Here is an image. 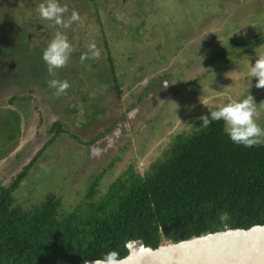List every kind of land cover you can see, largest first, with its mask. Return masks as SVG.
I'll return each instance as SVG.
<instances>
[{"label": "rangeland", "instance_id": "374dc122", "mask_svg": "<svg viewBox=\"0 0 264 264\" xmlns=\"http://www.w3.org/2000/svg\"><path fill=\"white\" fill-rule=\"evenodd\" d=\"M106 1L107 6L89 0H60L67 4L68 14L73 9L80 13V31L92 35L95 42H103V32L107 36L119 32H114L115 28L110 32L108 25L99 26L95 10L103 23L109 15L124 21L125 33L109 44L118 83L124 87L120 98L111 90L100 98L103 90L99 92L97 87L90 96L99 104L87 102L82 95V111L76 113L75 125L63 119L64 111L56 109L62 100L49 95L37 94L28 105L0 102V150L8 144V135L16 137L20 129L25 130L18 138L15 151L19 154L0 158V184L13 180L43 150L15 191L17 202L39 204L55 193L65 207H74L97 176L102 174L100 188L105 190L104 185L123 178L130 168L143 173L178 132L198 129L201 115L229 99L252 95L254 119L264 128V87L255 86V77H247L249 63L264 54V42L246 40L264 30V0ZM40 2L0 0V45L6 50L13 48L17 28H33L25 26L23 17L37 10ZM10 16L19 24L9 26L6 21ZM36 27L39 25L33 33ZM146 61L153 64L144 65ZM99 65L103 68L104 61ZM143 66H148L147 75L141 74ZM2 74L0 68V77ZM153 74L158 79L166 76L168 84L163 86L157 79L149 85L148 76ZM17 82L13 78L14 89L20 88ZM58 119L63 124L54 128L63 130L60 132L52 128ZM110 120L115 125L108 132L105 128L102 137L98 138L105 133L103 129L88 136L89 140L81 136L90 127L109 125ZM29 123L32 126H26Z\"/></svg>", "mask_w": 264, "mask_h": 264}, {"label": "trees", "instance_id": "16d2710c", "mask_svg": "<svg viewBox=\"0 0 264 264\" xmlns=\"http://www.w3.org/2000/svg\"><path fill=\"white\" fill-rule=\"evenodd\" d=\"M89 1L94 5L107 2ZM95 15L99 26L108 25L110 32L114 28V32H119L109 36L103 32L106 36H100L104 37L101 43L80 31V23L73 22L69 28L60 29L67 35L73 51L68 62L53 75L48 73L42 60V51L58 26L40 19L37 10L24 16L25 26L29 24L33 28H17L12 49L6 50L0 45V68L3 69L0 102L28 105L37 94L49 95L62 100L56 109L64 111L63 119H70L75 125L76 113L82 111L79 106L83 96L87 102L99 104L90 96L96 87L99 92L103 90L100 98L109 90L120 98L124 87L118 83L109 44L113 38L122 37L125 24L113 15L103 23L98 10ZM11 16L6 23L19 24L18 19H12L15 15ZM36 25L39 27L33 33ZM246 40L264 42V30L248 35ZM89 42H95L100 56L82 63L79 57L88 51ZM102 61L103 68L99 65ZM147 67H142L141 74ZM150 76L149 85L158 79L154 74ZM13 78L18 81L19 89L11 84ZM52 78L68 80L70 86L64 94L57 96L54 89L48 87L47 81ZM164 81H168L166 76L158 79L161 85ZM111 121L110 126L106 122L101 128H95L98 125L94 123L96 126L81 136L89 140L88 136L96 135L98 129L101 132L106 128L108 132L115 125L110 124ZM62 124L58 119L52 128L63 131L54 128ZM106 131L98 134V138ZM19 132L16 137L8 135L9 142L0 150V158L19 154L15 150L20 144L19 136L25 133L24 127ZM42 151L37 152L13 180L0 184V264H82L111 250H115L120 259L128 254L130 240L143 239L147 246L156 248L163 243L226 228L264 224V144L244 147L233 143L224 132L223 121H213L207 128L178 132L143 173L130 168L123 178L104 185L105 190L100 188L102 174L97 176L74 207H65L62 198L55 193L48 194L39 204L16 201L15 191Z\"/></svg>", "mask_w": 264, "mask_h": 264}, {"label": "clouds", "instance_id": "9594fccd", "mask_svg": "<svg viewBox=\"0 0 264 264\" xmlns=\"http://www.w3.org/2000/svg\"><path fill=\"white\" fill-rule=\"evenodd\" d=\"M37 11L40 19L48 20L58 26L57 31L42 51V60L47 65L48 73L53 75L56 69L68 62L73 51L67 35L60 29L69 28L73 22L82 23V18L75 9L68 14L67 4H62L60 0H41ZM86 47L88 51L80 54V62L83 63L86 59L91 60L100 56V50L95 42H89ZM249 64L247 77L249 80L255 77V86L264 87V54L257 55L255 62ZM47 84L48 87L54 89V94L57 96L64 94L70 86L68 80L56 78L49 79ZM167 84L168 82L164 81L163 86ZM255 104L250 94L242 99H229L227 103L217 105L207 115H201L199 127L207 128L213 121H223L224 132L233 143L244 147L262 145L264 144V128L254 119ZM117 255L115 250H111L95 259L94 264H115Z\"/></svg>", "mask_w": 264, "mask_h": 264}, {"label": "water", "instance_id": "95a60500", "mask_svg": "<svg viewBox=\"0 0 264 264\" xmlns=\"http://www.w3.org/2000/svg\"><path fill=\"white\" fill-rule=\"evenodd\" d=\"M127 248L128 254L115 264H264V224L226 228L156 248L135 239Z\"/></svg>", "mask_w": 264, "mask_h": 264}, {"label": "flooded vegetation", "instance_id": "af4514ba", "mask_svg": "<svg viewBox=\"0 0 264 264\" xmlns=\"http://www.w3.org/2000/svg\"><path fill=\"white\" fill-rule=\"evenodd\" d=\"M116 125H120V123H116ZM125 132H128L127 127L124 128Z\"/></svg>", "mask_w": 264, "mask_h": 264}]
</instances>
